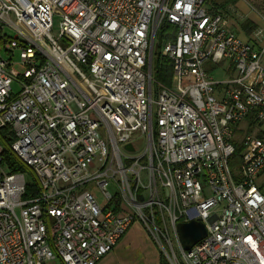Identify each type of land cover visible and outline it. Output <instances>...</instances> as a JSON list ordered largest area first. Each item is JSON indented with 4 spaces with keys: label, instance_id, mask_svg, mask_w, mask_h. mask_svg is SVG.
Here are the masks:
<instances>
[{
    "label": "built area",
    "instance_id": "obj_1",
    "mask_svg": "<svg viewBox=\"0 0 264 264\" xmlns=\"http://www.w3.org/2000/svg\"><path fill=\"white\" fill-rule=\"evenodd\" d=\"M207 2L0 0V131L26 170L0 145V264H98L134 224L168 264H264V33L239 40ZM191 222L206 234L185 251Z\"/></svg>",
    "mask_w": 264,
    "mask_h": 264
},
{
    "label": "crops",
    "instance_id": "obj_2",
    "mask_svg": "<svg viewBox=\"0 0 264 264\" xmlns=\"http://www.w3.org/2000/svg\"><path fill=\"white\" fill-rule=\"evenodd\" d=\"M206 4L205 9L221 15L226 22V29L233 33L239 40L249 42L255 47L260 45V42L253 41L252 33L256 30H261L262 33H264V0H208ZM251 28L253 29L251 30ZM262 42H264V38H262ZM225 64L226 63H223L222 67H224ZM224 73L227 76L226 79L234 75V72L230 70V65ZM133 226L136 231H138L137 236L142 240L144 235L143 230L138 224H134ZM124 240L125 236L116 245L113 252L123 244ZM142 242L144 243V241L140 242L141 251ZM146 248L148 247L146 246ZM112 258L111 253H109L98 264H113L115 262ZM148 262L149 260L147 257L144 264H149ZM155 263L158 264L159 262L156 261Z\"/></svg>",
    "mask_w": 264,
    "mask_h": 264
},
{
    "label": "rangeland",
    "instance_id": "obj_3",
    "mask_svg": "<svg viewBox=\"0 0 264 264\" xmlns=\"http://www.w3.org/2000/svg\"><path fill=\"white\" fill-rule=\"evenodd\" d=\"M206 5L207 4L205 3L204 8H206ZM3 33L6 34V36L10 38H13V36L15 35L14 31L10 27H6ZM52 33L55 36L58 33V19L57 18H54L53 20ZM0 49H1V57L7 60L9 58V55L5 54V52L3 51L4 49L3 45H0ZM18 55H19L18 50H15L13 54V59H12L13 62L19 61ZM224 63H226L224 67L222 68L216 67L213 69H209L211 68V65L209 63L206 64V70L210 72V75L212 76L215 82H222L226 80L227 76L225 75L224 72L228 68L229 64L228 62H224ZM16 70L18 72L21 71L20 68L18 67L16 68ZM12 89H13V92L16 93L19 90V86L15 82H13ZM135 144L138 147L144 146V138L139 137L137 141L135 142ZM26 180L27 182L32 183V178L28 174H26ZM262 180H264V178L262 177L257 179V183L261 184ZM95 197L97 199V202L100 204V200H101L100 197L96 194H95ZM137 233L138 231H136L133 225L127 230L123 244L119 248H117L115 252L113 251L111 252V255L113 257L112 259L115 262L113 264H135V263L144 264V262L147 260V257L149 260L148 262L149 264H156L155 263L156 261L159 262L160 260L159 257L161 254L160 250L156 247V245L153 243V241L150 239L148 235L144 233L142 240H140L141 238L137 236ZM141 241H144V243L142 242L143 244H141L142 251L140 250ZM146 246L148 248H146Z\"/></svg>",
    "mask_w": 264,
    "mask_h": 264
},
{
    "label": "trees",
    "instance_id": "obj_4",
    "mask_svg": "<svg viewBox=\"0 0 264 264\" xmlns=\"http://www.w3.org/2000/svg\"><path fill=\"white\" fill-rule=\"evenodd\" d=\"M252 29L253 28H251V30ZM173 38L174 29L170 25L163 23V25L159 28L156 33L157 52L153 55L152 68L154 80L165 86L170 85L172 63L166 58H161L159 55V50L164 42L172 40ZM4 132L5 131H0V145L4 146V151L2 154L4 165H6L8 170H10L11 172H25L26 170L24 169V166L21 163L17 162L15 156L12 154L7 144L2 141V136ZM234 145L235 152L230 163L231 168L239 164L241 155L243 154V149L240 140L235 141ZM159 259V264H168L162 254H160Z\"/></svg>",
    "mask_w": 264,
    "mask_h": 264
},
{
    "label": "water",
    "instance_id": "obj_5",
    "mask_svg": "<svg viewBox=\"0 0 264 264\" xmlns=\"http://www.w3.org/2000/svg\"><path fill=\"white\" fill-rule=\"evenodd\" d=\"M177 233L180 243L185 251L205 237L204 226L199 222L178 225Z\"/></svg>",
    "mask_w": 264,
    "mask_h": 264
}]
</instances>
